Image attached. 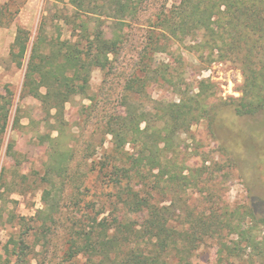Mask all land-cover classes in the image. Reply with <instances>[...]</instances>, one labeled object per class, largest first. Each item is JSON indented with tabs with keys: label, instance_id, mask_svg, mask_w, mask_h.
<instances>
[{
	"label": "trees",
	"instance_id": "obj_1",
	"mask_svg": "<svg viewBox=\"0 0 264 264\" xmlns=\"http://www.w3.org/2000/svg\"><path fill=\"white\" fill-rule=\"evenodd\" d=\"M166 1L162 0L143 57L164 52L168 40L187 41L200 61H228L240 69L241 96L219 99L210 105V100L217 99L216 86L200 80L195 91H175L177 101H143L151 76L154 82L171 80L154 71L152 64L140 65L142 75H133L124 83L121 111L101 117L103 135L110 136L111 148L108 154L103 151L93 171L108 193L101 195L97 203L75 204L78 210H91L93 216L91 211H84L85 215L72 217L66 226L62 260L68 264L80 259L82 264H191L194 252L207 239H216L219 252H227L235 260L242 258L244 248H253L261 255L257 264H264V241L251 238V229L264 225V218H256L251 209L247 213L250 225L232 214L219 220V216L189 209L181 210L182 220L177 221L180 210L171 203L173 200L169 206L160 201L161 197L174 198L184 192L191 182L180 170L176 171L180 134L187 133L200 120L211 124L217 115L212 112V117L214 106L243 119L264 110V0H180L170 9ZM140 2L68 0L73 14L63 15L61 20L70 28L71 41L61 40L60 35L48 36L52 17L41 18L30 46L28 32L21 27L16 30L9 57L20 67L28 52L23 94L38 99L42 111L57 124L58 134L49 145L42 177L51 186L43 192L46 204L52 191L57 195L58 184L64 191L66 185L72 186L75 177L71 172L75 150H63L57 145L65 132L64 106L81 96L89 101L85 110H96V98L88 93L90 72L98 68L107 75L111 58L119 52L124 26L138 14ZM13 3L8 0L0 6V26H7L18 12L11 11ZM106 24L117 27L112 35L104 30ZM7 96H0L1 130L7 125L11 104ZM17 123L15 119L14 125ZM99 146H103L102 141ZM53 208L60 214L58 204ZM223 231L235 239L222 240Z\"/></svg>",
	"mask_w": 264,
	"mask_h": 264
},
{
	"label": "rangeland",
	"instance_id": "obj_2",
	"mask_svg": "<svg viewBox=\"0 0 264 264\" xmlns=\"http://www.w3.org/2000/svg\"><path fill=\"white\" fill-rule=\"evenodd\" d=\"M7 1L0 0V6ZM179 1L167 0L166 8L170 9ZM13 2L11 11L18 9V12L7 26H0V96H7L6 91H9L7 97L11 102L7 125L0 129V264H68L62 260L65 228L72 217L79 219L84 211H91L80 207L78 210L75 204L97 203L101 195L108 193L93 169L103 151L107 154L110 151L111 138L103 135L102 118L105 113L121 111L125 81L133 75H142L140 65L152 64L154 71L164 73L171 82H154L151 76L143 101H177L175 91H195L197 81L207 80L216 86L217 99L209 101L214 105L219 99L241 96L243 75L228 61L211 64L200 61L187 41L168 40L164 52L143 57L162 0H142L136 17L124 26L119 52L111 58L107 75L98 68L90 72L88 93L96 98V110H85L89 101L81 96L64 106L65 132L57 145L63 150H75L71 168L75 177L72 186L66 185L64 191L58 184L57 195L52 191V198L46 204L43 192L51 186L42 177L49 145L58 134L57 124L42 111L38 99L23 94L28 52L20 67L9 53L17 28L28 32L30 46L43 16L53 18V25L49 23L47 27L49 37L60 35L61 40L71 41L70 28L61 17L71 16L73 11L68 0ZM110 26L106 24L104 30L112 35L111 31L115 32L117 27ZM219 107L214 106L211 111L212 117V112L217 113L211 124L200 120L187 133L178 136L176 171L180 170L192 183L174 198L159 197L164 206H169L173 200L171 203L180 210L177 221L182 220L185 209L216 215L219 220L232 214L247 224L250 209L256 218H264V110L253 118L243 119ZM53 114L51 111L50 115ZM15 119H18L17 125H14ZM101 141L102 147L99 146ZM92 153L94 156L87 159ZM57 204L60 214L53 210ZM253 227L251 238L264 241V225ZM221 235L224 241L235 239L234 235L229 238L227 231ZM219 250L216 239H207L194 252L191 264H257L261 258L253 248H244L240 260ZM75 264H82V260Z\"/></svg>",
	"mask_w": 264,
	"mask_h": 264
}]
</instances>
